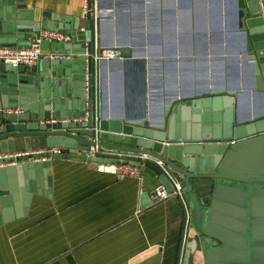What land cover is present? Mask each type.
I'll return each mask as SVG.
<instances>
[{
	"label": "water",
	"instance_id": "95a60500",
	"mask_svg": "<svg viewBox=\"0 0 264 264\" xmlns=\"http://www.w3.org/2000/svg\"><path fill=\"white\" fill-rule=\"evenodd\" d=\"M122 4L127 6L126 1ZM90 5L91 0H87L88 8ZM220 5L219 0V16ZM235 6V28L243 46L241 56L234 58L236 65L241 59L243 82L237 75L225 90L221 84L208 86L205 81L203 94L180 100L177 96L183 98V92L174 81L177 62L172 49L166 53L171 58L162 60L171 63L167 77L172 80L155 115L147 112L148 102L153 105L162 99V91L147 89V69L148 74L153 69L147 57L154 54L137 53L126 42H119L112 30L113 20L116 25L118 22L117 13L113 19L112 0L100 2V45L104 30L111 36L105 46L118 52L109 64L126 66L119 82L126 89L132 87L130 81L136 76L129 68L137 65L142 85L140 98L126 101L124 113L107 111L103 79L107 60L101 59L96 65L92 62L89 11L85 32L77 34V26L65 25L67 20L62 16L42 11L35 20V9L27 8L24 0H0V46H29V38L40 28L62 30L72 36L69 43H41L43 49L70 58L42 59L32 68L0 62V153L42 148L40 153L16 158V165L0 168V224L12 218L13 210L16 216H20L19 209L25 212L29 193L47 189L46 174L53 158L113 161L85 157L82 152L96 144L157 159L178 178L197 232L186 244L182 264H194L196 252L202 264H264V0H235ZM121 12L126 18L127 12L123 8ZM202 18L204 25V15ZM143 38L142 34L138 37L140 42ZM246 64L251 66V83L245 82ZM206 65L204 58V77ZM115 83L116 76L110 73V85ZM251 98L262 100V106L256 108ZM47 147L70 151L53 153L45 150ZM37 156L46 159L31 160ZM127 163L140 166L142 162ZM143 165L171 192L157 166ZM146 196L142 195L143 202Z\"/></svg>",
	"mask_w": 264,
	"mask_h": 264
},
{
	"label": "crops",
	"instance_id": "0c3cea01",
	"mask_svg": "<svg viewBox=\"0 0 264 264\" xmlns=\"http://www.w3.org/2000/svg\"><path fill=\"white\" fill-rule=\"evenodd\" d=\"M24 1L27 8L35 9V20L39 19L40 12L45 11L51 16H62L67 20V26H77V34H83L81 29H86L83 7L87 0ZM123 1L127 2L126 7ZM180 1L186 5L182 3L179 10L178 0H173L171 17V0H112L113 19L116 13L119 17L117 25L113 20L112 30L119 42H126L137 53L142 50L154 54L147 57L153 65L150 74L147 69V78L156 87H150L147 81V89L162 91V99L155 100L153 105L148 102L147 112L155 115L160 109L158 103L167 96V88L172 80L167 77L170 66L162 61L171 58L164 54L172 49L177 62L174 81L183 92V98L177 96L180 100L203 94L205 81L208 86L216 81L215 86L221 84L226 90L237 75L240 83L244 78L241 59L238 58L236 65L234 58L241 56L239 52L243 46L235 28V0H220V16L216 12L219 0H206L205 25L203 19L200 25L196 21L195 0ZM122 8L127 12L126 18L122 14L123 19ZM179 11L182 15L178 14ZM179 16H184L183 27L178 22ZM171 19L174 20L173 24ZM171 31L175 36L174 45L172 39L171 44H166L162 39V35ZM182 32L186 35L184 42L178 39ZM141 34L144 37L142 42L138 39ZM149 37L152 39H146ZM110 38L103 30V43L100 45L99 31V46L110 48L105 46ZM114 58L106 59L107 107L124 113L131 100L140 98L142 85L137 76L138 66L131 65L129 70L136 80L130 81L132 87L124 88L118 77L122 78L126 73V66L123 63L109 64ZM204 58L207 59V77H204V67H201ZM180 59L183 64L177 61ZM41 60L32 66H38ZM244 70L245 82L251 83L250 64H246ZM153 71L161 75L160 80L159 76L155 78L159 85L149 78ZM110 73L116 76L115 85H110ZM96 85L97 70L95 88ZM111 87L115 88L112 94ZM251 101L256 108L263 104L260 99L255 101L251 98ZM241 109L244 110V106ZM58 149L62 154L70 151ZM147 162L154 165L152 161ZM48 169L47 189L41 187L38 192L29 193L25 212L19 209L20 216H16L13 210L12 218L0 224V264H182L186 244L197 236V232L190 219L184 236L186 208L180 199L172 196L163 201L152 199L151 192L160 181L151 169L143 166L141 179L130 176L119 178L99 172L97 162L64 156L53 158ZM144 193L147 194L145 202L142 199ZM185 201L187 205L186 198ZM187 211L189 213V209ZM193 263L202 264L200 253L194 254Z\"/></svg>",
	"mask_w": 264,
	"mask_h": 264
},
{
	"label": "built area",
	"instance_id": "2783aa9c",
	"mask_svg": "<svg viewBox=\"0 0 264 264\" xmlns=\"http://www.w3.org/2000/svg\"><path fill=\"white\" fill-rule=\"evenodd\" d=\"M97 0H91V5L88 8L87 2L83 7V12L87 14L89 11L91 14V59L94 65L101 59L117 57L118 52L112 48H101L99 46V37L97 34ZM263 11V10H262ZM264 18V11L262 13ZM85 32V28L81 29ZM72 36L62 30H52L49 28H40L37 32L33 33L29 38L30 44L26 47L17 48L15 46H0V62L10 64L12 66H27L30 67L36 64L41 59H65L70 58L69 55L55 54L49 49H43L41 47L42 42L47 43H69L71 42ZM9 113L14 110H6ZM96 141V138L94 139ZM42 149H30V150H19V151H8L0 153V168L16 165V158L40 153ZM48 151L53 153H60V149L52 148ZM85 157H101L103 159H110V162H98L97 170L103 173L113 174L119 178L130 176L141 179V168L145 162L152 161L156 165L161 174L167 179L171 186V192H168L166 188L160 184L153 188L151 197L155 201H163L169 197H176L181 200L182 204L186 208L185 219H184V236L187 233L190 223V214L188 213L185 196L182 193V186L172 171L166 167L162 162L157 159L150 158L148 156L139 155L131 152L119 151L114 149L104 148L98 145H90L88 150L82 152ZM46 158L36 157L31 160H45ZM127 161H141L140 166H134L128 164Z\"/></svg>",
	"mask_w": 264,
	"mask_h": 264
},
{
	"label": "rangeland",
	"instance_id": "374dc122",
	"mask_svg": "<svg viewBox=\"0 0 264 264\" xmlns=\"http://www.w3.org/2000/svg\"><path fill=\"white\" fill-rule=\"evenodd\" d=\"M206 1V0H205ZM211 1H213V0H211ZM100 2H101V0H97V3H98V5H97V19H96V26H97V34H98V37H99V31H100V14H101V11H100ZM198 0L196 1L195 0V4H194V8H195V11H196V9L199 11V14H198V16L199 17H201V16H203L204 15V7H205V3L203 2V0H200L198 3ZM171 6H172V2H171ZM199 6V7H198ZM197 7V8H196ZM172 8V10H173V7H171ZM229 11V10H228ZM226 12V11H225ZM195 14H196V12H195ZM171 17H172V11H171ZM196 18V17H195ZM213 22H215V19H213L212 20ZM202 23V18H199V22H198V25H200ZM171 24H172V19H171ZM183 35V36H182ZM172 37V38H171ZM186 37V35H185V33H179V37H178V39L180 40V41H182V42H184L185 41V38ZM150 38V37H149ZM149 38H146V39H149ZM174 38H175V36H174V34H173V31H171V33L170 34H164V35H162V39L164 40V42L167 44H171V39H172V42H173V45H174ZM151 39H152V37H151ZM172 45V46H173ZM169 53V52H168ZM165 56H168V55H171V54H164ZM165 63L167 64L168 63V65H171V63L170 62H168V61H165ZM156 73H157V75H156ZM152 72V74L150 75V80H152L153 82H154V84H160L159 82L158 83H156V81H155V78L157 77V76H159V80H160V77H161V75H159V73L158 72ZM234 76H235V72H234ZM213 83H216V81L215 82H213ZM217 84V83H216ZM169 85V84H168ZM170 86V85H169Z\"/></svg>",
	"mask_w": 264,
	"mask_h": 264
},
{
	"label": "bare ground",
	"instance_id": "6f19581e",
	"mask_svg": "<svg viewBox=\"0 0 264 264\" xmlns=\"http://www.w3.org/2000/svg\"><path fill=\"white\" fill-rule=\"evenodd\" d=\"M173 0H171V2H172ZM197 1V0H196ZM200 0H198V2H199ZM197 2V3H198ZM203 2L205 3V0H203ZM178 7H179V10H180V8L183 6L182 5V3L184 4V5H186V3L185 2H181L180 0H178ZM200 3V2H199ZM173 2H172V6L171 7H173ZM188 5V4H187ZM169 6V5H168ZM164 7H167V5H165ZM199 7V6H198ZM156 8V7H155ZM197 8V7H196ZM167 9H168V7H167ZM171 11H173V10H171ZM171 11L169 12L170 14H171ZM196 21H198L199 22V18H202L203 16H201V17H199L198 16V14H199V11L196 9ZM173 13V12H172ZM118 14V13H117ZM178 14L180 15L181 14V12L179 11L178 12ZM115 15V14H114ZM182 15V14H181ZM183 17L184 16H179V18H178V22L180 23V25L181 24H183L182 22H183ZM171 18V17H170ZM186 18V17H185ZM203 19V18H202ZM118 20H119V17H118ZM173 20V19H172ZM182 20V21H181ZM148 22V21H147ZM173 22H174V20L172 21V24H173ZM187 22V20L185 19V23ZM142 24V23H141ZM205 25V24H204ZM167 27V26H166ZM181 27H183V25H181ZM183 36V35H182ZM151 38V37H150ZM149 38V39H150ZM186 38V37H185ZM154 39V38H153ZM186 40V39H185ZM207 53V52H206ZM210 59V58H209ZM221 60V59H220ZM178 61V60H177ZM184 63V62H183ZM182 63V64H183ZM182 64H180L181 66H182ZM106 78V76H105V73H103V79H105ZM214 84V83H213ZM216 85V84H215ZM219 86V85H218ZM150 87H156V85H153L151 82H150ZM187 93V92H186ZM107 111H108V113L111 111V109H109L108 107H107Z\"/></svg>",
	"mask_w": 264,
	"mask_h": 264
}]
</instances>
